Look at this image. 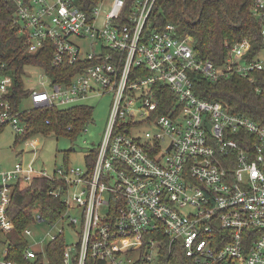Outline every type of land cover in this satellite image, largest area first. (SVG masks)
<instances>
[{
	"label": "built area",
	"instance_id": "2783aa9c",
	"mask_svg": "<svg viewBox=\"0 0 264 264\" xmlns=\"http://www.w3.org/2000/svg\"><path fill=\"white\" fill-rule=\"evenodd\" d=\"M10 1L12 25L27 51L50 44L52 66L90 62L69 81L27 66L23 77L33 109L83 105L106 92L113 100L91 169L0 168V236L15 228L8 214L15 186L41 176L55 183L51 193L66 203L58 220L77 231L64 264H87L90 255L97 264H180V253L193 264H264V122L193 91L198 73L211 82L231 76L256 82L264 51L252 54L251 40L243 37L224 43L221 62L199 58L190 34L172 23L153 28L158 0L129 7L128 0H97L91 11L78 0ZM251 13L264 44V0H253ZM89 38L91 52L80 45ZM37 71L43 72L38 80L27 77ZM15 87L0 63V131L8 126L21 137L28 122L22 98L15 107ZM42 222L34 212L31 225ZM31 225L23 232L29 241L24 261L7 258L4 245L0 264H38L39 254L48 261L45 247L64 235L63 228L48 241H30Z\"/></svg>",
	"mask_w": 264,
	"mask_h": 264
},
{
	"label": "trees",
	"instance_id": "16d2710c",
	"mask_svg": "<svg viewBox=\"0 0 264 264\" xmlns=\"http://www.w3.org/2000/svg\"><path fill=\"white\" fill-rule=\"evenodd\" d=\"M135 0H128V7ZM86 11H91L97 0H78ZM253 0H158L152 12V26L162 30L167 24H174L180 33H188L194 38V51L199 58L221 62L226 57L224 43L248 37L253 44L252 54L264 51L259 23L251 13ZM14 4L10 0H0V63L7 66L15 80V107L19 106L22 96L27 95L24 74L27 66L43 67L53 80H66L85 69L90 62L71 64L61 67L51 65L53 50L50 44L30 53L25 47V38L19 35L12 25ZM256 82L247 77L231 76L228 79L209 81L199 73L194 78L193 91L202 99L218 100L226 103L232 112L247 115L255 122H264V71L257 72ZM170 94V93H169ZM171 95V94H170ZM169 96V95H168ZM173 98V96H171ZM93 107L89 104L73 105L69 108L41 107L23 112L28 129L21 137H29L39 132H55L68 139L79 137L92 121ZM18 138V137H17ZM19 139V138H18ZM98 146L87 154L86 166L91 169L95 164ZM68 154H66V157ZM69 165V162L66 163ZM55 183L46 177H35L24 185L18 184L13 190V198L8 208L14 230L0 236V243L8 246L7 258L24 261L22 252L29 241L23 232L33 223L34 212L38 211L48 222H56L66 212V203L61 196L51 193ZM64 235L47 243L43 255L39 254L38 264H64L66 247ZM180 264H193L182 253L178 255ZM87 264H97L90 255Z\"/></svg>",
	"mask_w": 264,
	"mask_h": 264
},
{
	"label": "rangeland",
	"instance_id": "374dc122",
	"mask_svg": "<svg viewBox=\"0 0 264 264\" xmlns=\"http://www.w3.org/2000/svg\"><path fill=\"white\" fill-rule=\"evenodd\" d=\"M92 41L90 38L85 39L80 44L81 48L91 52L93 50ZM30 74L31 78L36 81L43 72H27V77H30ZM112 100L113 96L106 92L101 96L92 94L82 102L93 107L92 121L88 124L87 132H83L79 137L71 140L65 136H58L55 132H39L29 137H18L7 126V128L0 131V168L8 170V168L14 167L16 163H21L27 168L36 170L47 168L53 171L56 166H62L67 161L71 166H85L87 154L103 140ZM20 109L22 111L33 109L31 98L26 95L22 96ZM146 126L149 127L143 125L144 130H147ZM66 154H68L67 157ZM69 214L71 216L77 215L76 209H71ZM56 224L54 226L48 222H42L31 225L32 237H29V240L44 238L45 241H48L52 235H57L60 229L63 228L67 245H74L78 241L77 231L67 224V219H60ZM3 248L4 245L0 243V255Z\"/></svg>",
	"mask_w": 264,
	"mask_h": 264
},
{
	"label": "water",
	"instance_id": "95a60500",
	"mask_svg": "<svg viewBox=\"0 0 264 264\" xmlns=\"http://www.w3.org/2000/svg\"><path fill=\"white\" fill-rule=\"evenodd\" d=\"M190 42L193 44L194 43V38L191 36L190 37Z\"/></svg>",
	"mask_w": 264,
	"mask_h": 264
}]
</instances>
